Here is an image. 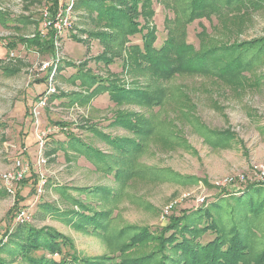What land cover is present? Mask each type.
Returning <instances> with one entry per match:
<instances>
[{
  "label": "rangeland",
  "instance_id": "rangeland-1",
  "mask_svg": "<svg viewBox=\"0 0 264 264\" xmlns=\"http://www.w3.org/2000/svg\"><path fill=\"white\" fill-rule=\"evenodd\" d=\"M149 2L152 15L145 18L139 15L137 22L149 30L155 29V46L160 47L166 37L175 43L181 42L183 34L177 33L179 16L165 5L167 0ZM46 4L44 0H0V14L12 25H20L15 26L17 30L0 24V247L19 225L14 219L15 211L24 208L32 213L28 225L36 229L51 228L65 235L82 256L114 253L108 240L98 233L82 231L64 222L62 218L80 211L74 201L88 203L96 211L110 210L112 219L107 221L110 233L127 225L155 230L168 223L171 211L177 214L180 210L207 207L217 197H225L250 184L245 180L223 188L213 182L232 173L250 177L251 166L264 163V60L245 70L241 80L191 73L158 79L154 70H147L140 64L134 66L128 44L121 45L110 38L99 40L94 32L111 31L96 26L95 14H90L85 6L76 8L72 28L64 33L58 55H55L54 51L38 50L28 41L30 34L40 27L41 10ZM250 15L251 20L243 24L231 17L224 25L219 24L216 17L195 20L186 26L185 40L198 48L197 33L204 29L202 26L210 37L221 36L229 42L264 36V7L250 11ZM239 25L241 32L236 33ZM24 36L28 42L19 39ZM129 38L130 43L141 44L140 34ZM11 52L12 58L9 57ZM51 60L57 63L52 81L55 89L38 116L40 129L47 132L44 139L46 162L38 164L33 108L49 85L47 72L40 70V66ZM5 68L13 72H6ZM76 73H89L126 90L171 89L184 95V100L176 104L174 99L178 96L166 97L160 105L151 108L127 100L117 103L107 93H89L91 86L73 79ZM191 103L194 104L193 111L190 110ZM185 110L194 113L199 126L216 132L227 130L229 138L217 146L207 142L192 128ZM120 113H128L138 123L150 122L161 133L141 140L142 152L130 154L127 161L107 139V136L137 139L126 128L114 124V118ZM170 131L180 137L182 144L164 142L170 140L166 135ZM76 140L87 144L91 149L89 153L95 154L96 150L105 153L103 165L109 164L113 168L110 171H106V167L98 169L82 151L71 146ZM186 143L191 146L190 150L184 148ZM15 161L27 166V174L21 181L6 182L2 174L12 170ZM117 168L132 173L117 179ZM163 170L182 176L194 175L200 180L196 183L192 179H184L185 183L166 180L160 176ZM42 180L45 183L39 194ZM86 187L91 190L86 193L77 190ZM99 187L108 188L110 193L104 195L95 191ZM170 203H175L173 210L164 217L163 208ZM43 205L57 209L58 215L47 214L41 218L45 211ZM71 217L75 218L73 214ZM256 220L261 226L255 249L264 241V211ZM208 237L210 235L205 238ZM7 249L0 251L2 261L27 264L10 255ZM142 251H129L128 254L137 255ZM33 254L50 256L42 250ZM117 255L119 253L115 252L114 256Z\"/></svg>",
  "mask_w": 264,
  "mask_h": 264
},
{
  "label": "trees",
  "instance_id": "trees-1",
  "mask_svg": "<svg viewBox=\"0 0 264 264\" xmlns=\"http://www.w3.org/2000/svg\"><path fill=\"white\" fill-rule=\"evenodd\" d=\"M56 2L57 0H52L51 9L55 8ZM165 5L179 16L177 33L183 34V38L181 42L175 43L166 37L160 47L155 46V29L149 30L147 26L137 22L139 15H143L144 18L152 15L149 0H78L75 8L87 7L90 14H95L93 19L95 25H101L111 31L94 32L99 40L108 41L106 39L110 38L111 41L118 40L121 45L128 44L127 47L134 56L132 58L134 66L138 67L140 64L147 70H154L158 79L168 78L177 73H191L213 75L223 79L238 77L241 80L245 70L264 60V36L229 42L221 36L210 37L204 30L206 28L202 26L204 29L197 33L200 41L198 48L185 40L186 26L195 20H211L216 17L217 22L224 25L231 17V20L243 24L251 20L250 11L264 7V0H167ZM0 24L3 27L12 25L2 14ZM240 30L239 25L236 33H240ZM232 32L233 30L230 31ZM136 34H140L141 44L130 43L129 37ZM19 39L27 41L25 37ZM28 41L39 50L51 53L54 51L50 33L46 38L36 35L30 37ZM5 70L13 72L11 69ZM83 74L76 73L73 79L79 80L82 85L91 86L89 93L96 94L97 91L107 93L109 98L117 103L127 100L151 108L160 105L166 97L178 96L174 99L176 104H181V100H184V95L179 91L161 88L159 91L145 88L126 90L112 81L100 79L89 73ZM190 105V110L193 111L194 104ZM191 111L185 110L189 123L207 142L217 146L229 138L227 130L216 132L203 125L199 126L197 117ZM113 122L126 128L137 138L107 136L108 142L121 151L122 159L126 161L130 154L142 152L141 140L161 135L160 130L152 127L150 122L138 123L128 113L118 114ZM166 135L170 136L169 141H164L166 143L180 145L183 142L171 131ZM71 146L79 152L82 151L98 169L106 167V171H110L113 168L109 164L103 165L105 153L98 150L95 154L89 153L91 149L88 145L78 140ZM184 146L188 150L191 149L187 143ZM131 173L132 171L120 168L115 170L117 179ZM160 176L179 183H185L184 179H192L193 183L200 180L197 176H182L171 170H163ZM204 181L207 182L205 179ZM77 190L86 193L91 189L86 187ZM95 191L104 195L110 193L105 187H99ZM74 202L80 211L72 212L75 218L71 217V213L62 218L64 222L82 231L98 233L100 237L108 240L107 244L112 252L119 255L115 257L114 253H105L98 257L82 256L65 235L51 228L36 229L28 223L17 225L6 244L0 247V251L7 249L8 246L7 252L10 255L25 260L27 264H264V241L262 240L261 245L255 249L258 228L261 226L256 219L261 217L264 211L263 183H250L237 188L235 192L225 197H217L207 207L180 210L177 214L171 211L168 223L155 230L145 226L127 225L110 233L107 224V221L112 219L110 210L96 211L88 203L78 200ZM43 208L45 211L41 218L47 214L58 215L59 211L49 205H43ZM208 235L210 237L205 238ZM141 249L143 251L137 255L128 254L129 251L137 252ZM38 250L46 251L50 256H34L33 253ZM0 264L12 263L0 259Z\"/></svg>",
  "mask_w": 264,
  "mask_h": 264
},
{
  "label": "built area",
  "instance_id": "built-area-1",
  "mask_svg": "<svg viewBox=\"0 0 264 264\" xmlns=\"http://www.w3.org/2000/svg\"><path fill=\"white\" fill-rule=\"evenodd\" d=\"M47 1L45 7L41 10V22L40 27L37 32L30 34L29 37H34L39 35L41 38L48 37V33L51 34V41L54 48V54L58 55V49L60 47V40L62 39L64 33L72 28L73 22L76 18V2L77 0H57L56 6L54 9H51L52 0H44ZM13 53H9V57H13ZM58 60V57L56 56ZM56 60V61H57ZM40 70L46 71L48 75V88L43 93L42 96L39 97L37 103L34 105L33 114L35 118V135L36 141L38 145V164H44L46 162L44 156V148H45V136L47 132L39 127V114L41 108H44L47 105L48 98L50 94L54 91V86L52 85V81L56 74L57 63H54V60L42 62L40 66ZM49 131V129L47 130ZM252 176L248 177L244 173H232L223 177L220 180H216L213 182L215 186L218 187H229L234 186L237 182H243L248 180L249 183H260L264 184V163L253 164L251 166ZM27 174V166L21 164L20 161H15L14 167L12 170H9L2 174L3 180L6 182H16L21 181L25 178ZM45 183L44 180L40 181V187L38 189V193L40 194L41 188ZM186 196V193H184ZM175 203H170L169 205L163 208L164 217L167 216L170 212V209L173 207ZM15 222L17 224H27L32 220V213L28 209L18 208L15 211ZM163 217V218H164ZM1 239V238H0Z\"/></svg>",
  "mask_w": 264,
  "mask_h": 264
},
{
  "label": "crops",
  "instance_id": "crops-1",
  "mask_svg": "<svg viewBox=\"0 0 264 264\" xmlns=\"http://www.w3.org/2000/svg\"><path fill=\"white\" fill-rule=\"evenodd\" d=\"M37 21H38V19H37ZM11 26H13V28L15 27V26H20V25H18V24H15V25H11ZM15 29H17L18 30V28L17 27H15ZM35 32V31H34ZM25 37V36H24ZM25 38H27V37H25ZM39 50V49H38ZM226 176V175H225ZM224 177V176H223ZM207 181V180H206ZM208 182V181H207Z\"/></svg>",
  "mask_w": 264,
  "mask_h": 264
}]
</instances>
